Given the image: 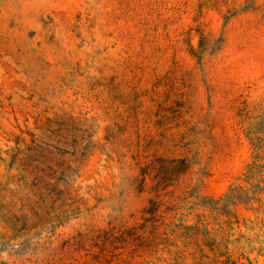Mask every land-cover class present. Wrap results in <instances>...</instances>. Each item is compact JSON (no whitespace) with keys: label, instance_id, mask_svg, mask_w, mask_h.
<instances>
[{"label":"rangeland","instance_id":"rangeland-1","mask_svg":"<svg viewBox=\"0 0 264 264\" xmlns=\"http://www.w3.org/2000/svg\"><path fill=\"white\" fill-rule=\"evenodd\" d=\"M0 264H264V0H0Z\"/></svg>","mask_w":264,"mask_h":264}]
</instances>
